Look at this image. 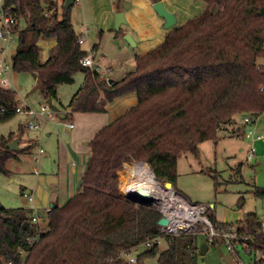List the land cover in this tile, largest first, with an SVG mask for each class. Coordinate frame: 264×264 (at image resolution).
Returning a JSON list of instances; mask_svg holds the SVG:
<instances>
[{"label":"trees","instance_id":"obj_1","mask_svg":"<svg viewBox=\"0 0 264 264\" xmlns=\"http://www.w3.org/2000/svg\"><path fill=\"white\" fill-rule=\"evenodd\" d=\"M193 1L204 11L170 31L147 55L136 56L135 69L115 82L83 67L89 53L79 44L73 7L59 13L54 0H3L19 26L12 69L36 75L45 101H59V87L83 73L84 84L67 108L71 113L102 114L130 94L138 104L93 138L81 189L64 206L50 209L45 229L31 222L30 210L0 208V264H129L127 254L160 235L161 215L121 194L124 164L149 162L155 179L175 188L183 155L198 158L199 145L217 143L219 132L235 125L237 117L264 114V0ZM52 40L57 45L43 60L39 42ZM17 106L16 92L0 86V110L6 109L0 120H12ZM23 134L20 127L18 134L2 138L0 174H10L7 165L18 152L8 146ZM253 195L264 200V188L256 187ZM210 218L224 229L254 235L248 254H260L254 264H264V225L257 215L237 226L219 222L211 209ZM164 240L165 250L146 249L135 264L150 257L158 264H197L195 236ZM222 246L218 241L209 247Z\"/></svg>","mask_w":264,"mask_h":264},{"label":"rangeland","instance_id":"obj_2","mask_svg":"<svg viewBox=\"0 0 264 264\" xmlns=\"http://www.w3.org/2000/svg\"><path fill=\"white\" fill-rule=\"evenodd\" d=\"M1 6L2 4L0 5V11ZM72 10L74 11H72L73 13H76V16H73V25L79 31L80 24L82 23V16L78 13L80 6L76 4ZM123 31L127 33L125 25L122 26ZM123 33L119 35L121 36L119 41L112 40L107 36L102 43V47L110 53L111 51L108 50V47H110L109 43H113V45H116L115 43L120 41L124 43L122 40L124 39ZM42 42L40 41L39 45ZM47 42L51 43V41ZM2 47L6 53L4 57L0 55V60H5L6 65L9 66V70L5 72L8 83L3 88L16 92L18 106L25 109L40 110L47 101L41 95L40 85L34 78V75L30 73H16L12 69V59L18 48L17 37L15 42L4 41ZM128 51H123L122 54H119L117 56L118 59L113 61L114 65H111V67L108 66L110 62L108 55L103 54V57L102 55L99 56L98 64L101 74L108 80L112 79V81L118 82L127 73L133 71L136 66L135 50L128 48ZM48 52L49 49H46L44 46L41 47L42 59L47 57ZM84 79L85 75L83 73H77L75 75V82L72 85L59 87V101H53V105L57 109L55 119L52 121L43 120L41 130L32 131L28 128L31 117L25 113L17 114L8 122L0 120V143L3 137L8 138L11 134H18L20 127L24 129V134L16 138L22 139L20 143V149L22 150L17 151L18 158L11 160L7 165L10 174H0V203L2 207L29 211L35 205L36 197L34 196V202L30 203L23 197L25 191H31L40 185L39 179L41 177L45 179V184L42 185L43 188L45 190L51 188L50 190L52 191L55 188L48 186L54 184L53 182L50 183V181L52 179L62 181V168L65 171L71 170V161H62L58 156V148L64 146L70 140L69 124L73 123L76 126L74 133L80 134L81 140H79V145L83 146L82 149L86 152L91 151L90 143L92 136L87 137L82 132L89 125L86 120L80 118L84 116L75 114V118L72 120L71 118L61 120L59 117V115L66 113V109L73 97L82 87ZM90 116L92 115H88V117ZM236 120L237 123L228 130L219 132L217 143L208 141L199 145L198 158L188 153L179 159L178 180L175 189L194 204L213 205L214 208H211V214L219 222L237 226L240 222L245 221L248 215L255 214L264 225V200L256 199L253 195L256 187L264 188V141L253 142L250 138L244 136L249 131H253L255 134H262L264 132V114L258 118L255 124H245L243 117H237ZM103 126L106 125H99L97 130H102ZM48 134H51V139H47ZM37 139L38 145L34 148L35 154L31 157L27 152L32 146L23 148V143ZM85 143L88 145L85 146ZM39 148H42L47 154L40 158L39 162H36L33 158L37 155ZM252 148H255L256 152L253 160L249 161L248 155ZM77 156H79L78 152L75 157ZM136 164L133 163L127 168L132 172V165ZM127 173L130 174L125 168L119 174L120 191L121 187L125 190L126 185L136 182L137 178H139L134 173L130 174L131 177L125 176L124 174L127 175ZM133 175H136V177L132 178ZM56 189L60 191L59 187H56ZM38 213L42 217L45 216L42 211ZM45 228L46 223L44 222L41 224V229ZM195 239L199 248L196 254L197 264H235L231 253L225 246L218 248L210 247L208 253L200 255V247L206 238L200 235L195 236ZM159 247L160 250L167 248L165 240L162 241ZM145 250V247H140L132 257L137 258ZM237 257L241 264H254L255 260L261 258V255H249L242 247H238ZM144 264H158L157 257L146 258Z\"/></svg>","mask_w":264,"mask_h":264},{"label":"crops","instance_id":"obj_3","mask_svg":"<svg viewBox=\"0 0 264 264\" xmlns=\"http://www.w3.org/2000/svg\"><path fill=\"white\" fill-rule=\"evenodd\" d=\"M58 3L59 13L62 12L64 6V0H54ZM164 3L166 9L174 13L177 17V26L184 25L190 19L198 17L203 11L204 6L201 3H196L193 0H161ZM80 6V11L78 13L82 16V23L80 24L79 31L76 32L83 40L82 47L88 52H93L94 54V67L101 74L100 66L98 62V57L103 54L108 55L109 64L111 67L113 61L118 59V55L122 54V52H127L128 48L135 50V57L145 56L150 51L154 50L158 46H160L167 34L172 31V29L164 28V21L156 14L154 11V3L150 0H80L79 3H76ZM75 4V5H76ZM74 12V11H73ZM72 12V23L73 16H76V13ZM117 13H123L126 23L123 24L126 26L127 33H123L125 35H131L136 42L137 46L135 48L131 47L128 42L124 39L123 42H117L116 45L113 43H109L110 47H108L111 52L108 53L103 47L102 43L105 41V38L108 36L112 40H120L121 36L117 35L115 31V15ZM122 25V26H123ZM74 26V25H73ZM121 26V31H122ZM175 27V28H176ZM75 28V27H74ZM42 42V41H41ZM111 42V41H110ZM57 45L56 41L52 40L51 43L47 41L42 42L40 44V49L44 46L46 49H49L46 60L49 56L50 51L55 48ZM129 52V51H128ZM137 52V54H136ZM105 56V55H104ZM43 59V60H44ZM107 66V68H108ZM109 67V68H110ZM103 75V74H102ZM104 76V75H103ZM126 76V75H125ZM124 76V77H125ZM105 77V76H104ZM85 81V79H84ZM112 81V79H109ZM84 84V83H83ZM83 86V85H82ZM81 89V88H80ZM138 104V99L135 94H130L121 98H118L115 102L108 105L106 108V112L102 114H81V113H71L70 110L66 109L65 119L68 118L74 119L75 114H79L84 117V120L89 124L86 128L83 129V134L87 135V137L93 138L99 133L100 130L99 125H109L114 122L121 116H123L129 109L135 107ZM68 115V117H66ZM88 115H92L88 117ZM48 121V120H47ZM73 124V123H71ZM74 125V124H73ZM106 126H103L106 127ZM69 127V125H68ZM76 126L73 129H70V140L65 143L64 146H60L58 148V156L62 161H71V170L65 171L64 168L61 169L63 171V177L61 180L52 179L51 182L54 184L48 185L49 187L55 188L50 190L51 188L44 189L42 185L45 184V179L42 177L39 179L40 185L33 188L31 191H25L34 194L36 197V202L33 208L31 207L29 210L32 212H45L52 207L64 206L69 199L74 197L80 189H78V181H82L83 176L86 173L88 162L91 158V151L86 152L79 145V140H81V136L79 133H74ZM36 131V130H32ZM98 131V132H97ZM94 133V134H93ZM246 136V134H244ZM47 139H51V134L47 135ZM83 139V138H82ZM19 148L22 139H19ZM38 145L37 140H29L23 143V148L26 146L31 147L27 152L31 157L35 154L34 148ZM85 146L88 144L85 143ZM91 148V147H90ZM20 149L19 151H21ZM78 152L77 157H75ZM46 152L40 158L46 156ZM42 160V159H41ZM133 164V163H132ZM125 165L123 169L119 172V174L125 170ZM127 169V168H126ZM37 170V169H36ZM132 175L130 169H127ZM38 172V171H37ZM69 173V174H68ZM129 173L124 174L125 176H130ZM136 175H133L132 178H135ZM56 187L60 188V191H57ZM62 200V201H61ZM48 205V206H47ZM36 207L38 208L36 210ZM211 207V206H210ZM206 243V240L205 242ZM210 250V247H209ZM208 250V251H209Z\"/></svg>","mask_w":264,"mask_h":264},{"label":"built area","instance_id":"obj_4","mask_svg":"<svg viewBox=\"0 0 264 264\" xmlns=\"http://www.w3.org/2000/svg\"><path fill=\"white\" fill-rule=\"evenodd\" d=\"M77 0L76 3H79ZM0 55L4 57L6 51L3 49L2 44L4 41L15 42L16 33L19 30L18 21L11 15L10 11H6L3 8V0H0ZM79 44H83V40H79ZM83 67H94V54L89 53L86 58L81 61ZM264 66V62L262 63ZM9 70V66L6 65L5 60H0V86L7 85L8 80L5 77V72ZM1 113H5L6 109H1ZM27 114L31 117V122L28 124L30 130H41L43 120H54L56 113L46 103L40 110H33L30 108H22L17 106L15 108V114ZM258 117H245L244 123L247 125L255 124ZM69 128L73 129L74 125L69 124ZM247 138H250L253 142L264 141V132L262 134H255L253 131H249L246 134ZM255 148H252L248 160H253L255 156ZM45 154L42 148H39L37 155L34 156V160L39 162L40 157ZM151 164L149 162H142ZM140 164V163H137ZM152 168V166H151ZM37 172V171H36ZM38 173V172H37ZM149 178L151 180H149ZM150 181V182H146ZM146 187L144 193L141 195L150 198L152 201L146 206H153L160 213L161 218L168 220V225L159 226L160 235L153 240L147 241L143 245L132 250V253L127 254L126 258L129 264H135L136 258L132 257L134 253L138 251L140 247L145 249H151L155 246H160L162 241L167 236H180V235H193L204 236L207 240L208 246L216 244L218 241H223L224 246L231 253L235 264H241L237 257L238 247H242L247 253L251 249V243L254 242V235L249 234L247 231H242L238 227L233 229H224L215 225L210 218V205L194 204L190 202L185 196L180 194L175 188L167 189L166 183L159 182L155 179L154 172L149 176L144 177L141 180ZM121 194L124 196L128 191H123L121 187ZM23 197L30 203L34 202V194L24 192ZM144 206V205H143ZM50 209H48L45 216H40L38 211H35L30 216L31 222L38 225L41 228L42 223H47V215ZM160 218V219H161ZM12 264V263H9Z\"/></svg>","mask_w":264,"mask_h":264},{"label":"water","instance_id":"obj_5","mask_svg":"<svg viewBox=\"0 0 264 264\" xmlns=\"http://www.w3.org/2000/svg\"><path fill=\"white\" fill-rule=\"evenodd\" d=\"M77 0H64V6L63 9L65 11H68L70 8L74 7L76 4ZM154 11L156 12V14L164 21V28L169 30L172 28H175L177 26V17L174 13L169 12L164 3L163 2H158L155 3L154 6ZM126 23L125 17L123 13H117L115 15V31L119 32L121 30V26L123 24ZM125 40L128 42V44L135 48L137 46L136 42L134 41L133 37L131 35H125ZM34 78L36 79V75H34ZM47 104L51 107V109L54 112H57L56 107H54L52 100H48ZM60 119H65V115H59ZM19 139H15L13 140L10 144H9V149L11 151H19ZM83 185V181H79L78 183V189H81ZM166 188L167 189H172L174 188L172 183H166ZM124 197L131 201L132 203L136 204V205H148L152 200L146 196L143 195H137V194H133V193H126L124 195ZM0 207L2 208V205L0 203ZM54 207H52L51 209H53ZM211 208H214L213 205H211ZM158 225L159 226H166L168 225V220L166 218H161L158 221ZM28 224L25 225V227H27ZM209 250V246L207 243H203L200 247V255H205L206 253H208Z\"/></svg>","mask_w":264,"mask_h":264},{"label":"bare ground","instance_id":"obj_6","mask_svg":"<svg viewBox=\"0 0 264 264\" xmlns=\"http://www.w3.org/2000/svg\"><path fill=\"white\" fill-rule=\"evenodd\" d=\"M146 164V163H145ZM136 164V165H132L133 168V173L136 174L139 178H137L136 182L126 185L125 190L123 189V191H128L129 193H133V194H137V195H141L142 193H144L145 189V185L143 183H141V180L146 177L149 176L151 171V168L148 164ZM131 166V165H129ZM129 166H125V168L129 167ZM129 169V168H127ZM149 180H151L149 178ZM146 182H150V181H146Z\"/></svg>","mask_w":264,"mask_h":264}]
</instances>
